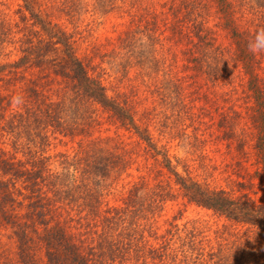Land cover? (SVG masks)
Wrapping results in <instances>:
<instances>
[{
    "label": "trees",
    "instance_id": "16d2710c",
    "mask_svg": "<svg viewBox=\"0 0 264 264\" xmlns=\"http://www.w3.org/2000/svg\"><path fill=\"white\" fill-rule=\"evenodd\" d=\"M259 28L264 0L0 8V264H264Z\"/></svg>",
    "mask_w": 264,
    "mask_h": 264
},
{
    "label": "rangeland",
    "instance_id": "374dc122",
    "mask_svg": "<svg viewBox=\"0 0 264 264\" xmlns=\"http://www.w3.org/2000/svg\"><path fill=\"white\" fill-rule=\"evenodd\" d=\"M5 6H0L1 9H5L6 12L10 13L13 10H15L17 8L18 2L19 0H3ZM87 21H91V18L88 16ZM116 21V19L113 16L107 17L106 19H101V20H96V22L94 24H92V29L89 30L87 29V31L84 33L83 38L79 41L78 43V48H79V52L81 54H84L86 52L91 51L92 47L95 44L98 43H104L105 42V38L106 37H111L114 36V29H113V23ZM100 23H103L102 25H100ZM134 75V73H132V76ZM114 130H112V132L110 133V135L112 137L115 136ZM117 137V136H116ZM154 137L157 139L160 137L158 136L157 132H154ZM116 140L113 141V143H122L123 145H125L127 148L131 149L134 146V143L132 139H129L127 136L125 137H118L115 138ZM57 146L56 148H52V151L50 152L51 154H54L57 151H65L71 148V145L68 146H64V145H60L59 143H56ZM172 154H178L180 156H184V152H182V150L180 149H172ZM140 163L143 164L142 160L140 159ZM133 173L135 175H137L138 173L136 171H133ZM183 208V207H182ZM175 209H178V206L175 207ZM173 215V212L171 211L169 213V217H171ZM189 219H201V220H207L210 221L211 223H214L215 219L212 218L211 214L209 212H206L204 210L201 209H197L196 207H189L185 213V220H189Z\"/></svg>",
    "mask_w": 264,
    "mask_h": 264
},
{
    "label": "clouds",
    "instance_id": "9594fccd",
    "mask_svg": "<svg viewBox=\"0 0 264 264\" xmlns=\"http://www.w3.org/2000/svg\"><path fill=\"white\" fill-rule=\"evenodd\" d=\"M248 50L253 55L264 54V28H259L254 40H250L248 43Z\"/></svg>",
    "mask_w": 264,
    "mask_h": 264
}]
</instances>
